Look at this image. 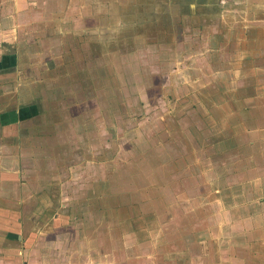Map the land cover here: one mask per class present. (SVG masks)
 <instances>
[{
    "label": "rangeland",
    "instance_id": "rangeland-1",
    "mask_svg": "<svg viewBox=\"0 0 264 264\" xmlns=\"http://www.w3.org/2000/svg\"><path fill=\"white\" fill-rule=\"evenodd\" d=\"M131 7L1 44L0 264H264V0Z\"/></svg>",
    "mask_w": 264,
    "mask_h": 264
},
{
    "label": "crops",
    "instance_id": "crops-1",
    "mask_svg": "<svg viewBox=\"0 0 264 264\" xmlns=\"http://www.w3.org/2000/svg\"><path fill=\"white\" fill-rule=\"evenodd\" d=\"M115 1L116 3H109V0H0V46L1 44L6 45L15 42L19 44L30 43L31 45L32 43L45 41L59 42L61 44L66 42L67 40L65 39L64 41V38H66L65 32L62 30V28L64 27H70V29L72 27L75 28L74 30L71 29V32H73V37H75L76 35V37H81L83 42H86L88 41V36L91 37L92 34L94 36H99L98 34H100L101 36L104 32L106 33L109 30L110 26L108 20L109 17L111 18L112 13L115 14V16L118 18L122 15L123 11L127 10L126 8H129L130 6H132L131 8H133V6L135 5L140 6L143 4V0H133V2H136L134 5H131L129 3H125L124 5H122L123 2L119 3L118 0ZM95 21L96 23L93 24ZM121 21H123V18H121ZM93 26H99L100 29H104L103 31L100 30L98 34H94L93 30H91ZM43 37H49L51 39H44ZM90 42L91 41H89V43ZM103 42L106 41L102 40L101 43ZM13 52L14 51L12 50H6L5 52L4 49H1L0 61L3 58H6L5 56H3L5 55V53H8L9 55ZM11 62L12 61L8 58L6 63H3V61L0 62V75L12 72L14 68L11 69ZM17 68L21 67L18 66ZM10 80H13L12 77L10 78ZM2 86L4 88H8V90H5L3 92L4 97L2 104H10L11 107L15 108L1 112L3 116L0 120L1 124L16 126L19 121L33 116L27 115L26 117H21V115H18V113H16V107H19L18 109H20V111H23V109L21 108H25L26 111H30L31 108L34 107L38 114L39 105L37 100H35L36 102L33 103L20 104V106H18V99L16 97H13L15 85L13 84L12 86L8 82L7 84H2ZM26 96L27 95L25 94L23 95L24 98ZM12 134L16 137H20L17 132H10L11 137ZM3 135H8V132L3 133ZM1 138H7V136L0 137V139ZM12 158L13 157L6 155L5 151V154L3 153V155L0 156V164H4L5 161H11V163H13L14 159ZM0 182L2 181L0 180ZM21 183L25 184L24 182ZM10 194L11 193H9V191H6L2 195L0 194V203L3 201L16 203L17 199H12L13 195ZM10 212L11 209H9V213ZM18 218L19 217H17V219ZM8 234V239L10 240L14 238H16L17 240L22 238L21 233H19L18 231L13 232V230H10ZM23 264L30 263L27 261Z\"/></svg>",
    "mask_w": 264,
    "mask_h": 264
}]
</instances>
